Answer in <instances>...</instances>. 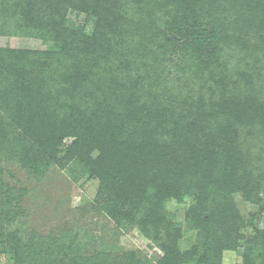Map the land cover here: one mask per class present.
I'll return each mask as SVG.
<instances>
[{
  "label": "trees",
  "instance_id": "obj_1",
  "mask_svg": "<svg viewBox=\"0 0 264 264\" xmlns=\"http://www.w3.org/2000/svg\"><path fill=\"white\" fill-rule=\"evenodd\" d=\"M211 2L220 3L221 7L233 3L236 22H261L264 26V0H0V34L28 35L31 32L46 42L53 41L48 52L28 47L0 48V138L6 136L7 145L13 151L25 148L18 160L32 161L36 166H43L44 171L53 166L52 163L62 166L70 159L91 161V152L99 150L95 165L105 180L104 193L110 194L115 188L120 190L115 191L116 201L111 197L107 202L115 208L104 206L105 215L113 219L118 216V221L115 220L119 226L137 223L145 231L154 217L151 213L155 211L153 199L161 196L157 194L167 188L166 196L180 195L174 184L165 183L173 170V162L179 164V155L190 152L191 155L183 159L189 162L194 159L205 175L206 187L200 190L198 206L204 204V200L209 202L211 198L205 195L218 187L211 207L220 208L225 218L239 227L243 218L232 194L242 193L243 198L250 199L255 194L254 188L259 190L264 185V154L255 146V134L264 135V113L249 98L252 93L242 89L236 81H233L232 97L227 87L222 85L220 89L221 94L224 93L223 101L217 103L228 113L230 123L221 135L219 146L198 137L196 124L189 121L172 123L176 135H172L171 144L161 148L150 146L148 139H141L128 149L123 145L118 148L113 142L125 141L129 133L119 127L121 112L131 111L130 115H134L138 110H148L151 123L157 116L160 125L166 114L164 110L155 111L159 98L151 95L152 84L145 83L151 76V64L142 70L134 59L143 42L153 36L152 26L160 18L155 6L168 8L173 28L180 18L195 24L198 18L203 22V12ZM69 8L86 12L95 20L94 28L88 32L72 25L67 16ZM215 14L220 15L221 9ZM214 26H218L217 21ZM220 40L224 38L221 36ZM176 44L180 46L181 40L166 38L164 54H173ZM9 96L17 98L16 106ZM12 121H17L14 126L21 125L24 131L13 135ZM166 127H160L164 130L162 135L168 130ZM156 131L153 128L150 132ZM134 132V140H137L142 134L139 128ZM65 136L74 140L67 153L59 158L57 145ZM7 145L6 150L0 146L1 152L7 151ZM2 172L0 167V178ZM13 188H17L19 195L25 193L23 187ZM224 192L227 197L223 196ZM128 193L132 198L123 202ZM144 202L149 208L135 212L133 205ZM23 212L25 208L21 205L14 208L12 200H0L1 252L11 250L19 260L25 255L28 259L31 254L32 264H139L130 256H124L119 262L105 253L82 255L78 234L68 237L72 233L61 231L43 237L33 231L28 233L21 219L25 216ZM164 231L161 244L166 254L160 262L175 264L179 259L175 237ZM260 235L252 239V249L245 247L249 249L245 264H264V253L257 254L264 240ZM236 242L224 243L220 250H235ZM195 253L193 248L189 256Z\"/></svg>",
  "mask_w": 264,
  "mask_h": 264
},
{
  "label": "rangeland",
  "instance_id": "obj_2",
  "mask_svg": "<svg viewBox=\"0 0 264 264\" xmlns=\"http://www.w3.org/2000/svg\"><path fill=\"white\" fill-rule=\"evenodd\" d=\"M219 9L221 14H215ZM155 12L160 18L152 26L153 36L143 42L134 59L140 69L151 64V76L145 83L152 84L151 95L159 98L160 104L155 107L158 110L154 108L155 111H166V114L162 116L160 125L156 121L157 116L155 122L151 123L148 110H138L134 115H130L131 111L121 112L118 114L121 119L119 127L126 128L129 133L125 141L113 140L116 147L123 145L128 149L141 139H148L147 143L153 148L167 146L171 144L172 135H176L172 125L176 121L195 123L198 137L208 139L210 145L219 146L222 143L221 135L230 123L228 113L220 106L224 94L220 89L224 85L232 97L233 81L252 93L249 98L264 113V26L261 22H236L233 3L221 7L220 3L211 2L203 12V22L198 18L195 24L180 18L173 28L169 22L168 8L155 6ZM67 16L72 25L88 32L95 26V20L84 11L69 8ZM215 21L218 26H214ZM234 31L236 37L233 38ZM217 35L220 37L216 38ZM221 36L223 41L220 40ZM168 37L180 39L181 45L176 44V51L166 56L163 43ZM50 46H53V41L46 42L31 32L28 35L0 34V48L28 47L48 52ZM9 98L16 106L17 98ZM16 122L12 121L13 135L17 131H24L23 126H14ZM164 125L168 130L162 135L164 130H160V127ZM136 128L142 135L139 134L138 139L134 140ZM153 128L157 131L151 133ZM255 136V146L264 154V135L259 133ZM73 140L74 137L65 136L57 145L59 153L56 155L59 158L67 153ZM7 142L6 136L0 138L3 150H6ZM11 149L7 145V151L1 152L0 148V167L3 170L0 200L9 199L14 208L18 205L25 208V216L21 219L25 221V231L28 233L33 231L43 237L50 232L61 231L72 233L68 237L78 234L77 243L83 247L82 255L99 256L105 253L119 262L124 260V256H130L139 264H161L160 260L166 254L161 244L165 230L164 233L171 232L175 237V250L179 255L175 264H245L247 248H253L252 239L257 234L264 239V185L259 190L254 188L255 194L250 199L243 198L242 193L232 194L243 218V224L239 227L237 223L233 225V220L226 219L220 208L217 209L215 205L211 207L214 201L212 196L217 195L218 187L205 195V198H211L209 202L204 200V204L198 206L200 190L206 187L205 175L194 159L191 158V162L183 159V156L191 155L190 152L179 155L181 164L173 162V170L165 183H170V186L174 184L180 197L174 194L166 196V191L169 192L167 188L157 194L161 196L153 199L155 211L151 213L154 217L145 231L137 223L119 226L118 216L116 221L105 215L104 206L113 209L114 205L107 202L111 197L116 201L118 197L115 191L120 190L115 188L111 195L104 193L105 180L96 171L95 165L99 150L91 152V161L70 159L62 166L52 163L53 166L44 171L43 166L41 170L42 167L32 161L18 160L25 148L19 152ZM13 187H23L25 193L19 195L17 188ZM149 193L151 195L152 191ZM120 195L122 201L123 195ZM124 196L126 199L123 202L132 198L129 193ZM223 196L227 197L228 194L224 192ZM133 207L136 208L135 212L149 208L147 202ZM233 241H237L238 248L220 250L224 243L233 244ZM2 244L0 242V264H32L31 254L30 258L26 259L25 255L19 260L11 250L1 252ZM259 246L257 254L264 253V240ZM193 248L196 253L190 257Z\"/></svg>",
  "mask_w": 264,
  "mask_h": 264
}]
</instances>
